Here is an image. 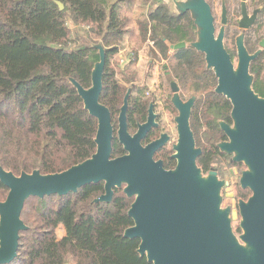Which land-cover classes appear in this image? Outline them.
I'll return each instance as SVG.
<instances>
[{
	"label": "trees",
	"instance_id": "16d2710c",
	"mask_svg": "<svg viewBox=\"0 0 264 264\" xmlns=\"http://www.w3.org/2000/svg\"><path fill=\"white\" fill-rule=\"evenodd\" d=\"M137 2L150 3L149 10L137 18L135 32L140 42H153L150 53L167 60L166 82L175 80L193 90L190 124L196 144L202 148L199 167L206 175L219 164L244 166L219 146L228 140L221 122L233 124V106L216 92L214 70L207 67L205 54L192 45L198 40L199 27L190 10L176 11L168 0H0L1 167L18 176L35 170L59 173L96 152L99 122L86 109L72 79L85 88L92 86L93 70L101 58L100 44L106 55L100 102L110 109L115 128L112 157L126 153L117 134L125 95L131 89L127 115L129 123L134 115L136 120L129 125L137 127L136 121L146 117L149 89L137 83L130 70L140 48L132 45L125 53L130 58L121 79L112 64L129 32L124 10L129 7L131 12ZM261 21L255 29L258 33L264 14ZM70 23L88 28L80 38L84 41L75 47ZM76 27L74 34L79 36ZM180 42L188 46L172 49ZM263 70L264 51L250 67L255 76L253 88L264 96ZM124 186L114 188L109 202L95 201L105 192L104 181L66 195L29 197L21 215L28 229L20 232L18 255L7 264H154L139 253L140 238L124 235L135 224L129 215L135 197H129ZM236 186L238 200L251 195V189L240 182ZM9 190L0 180L1 201ZM60 227L66 231L62 238L57 234ZM241 231V227L236 230Z\"/></svg>",
	"mask_w": 264,
	"mask_h": 264
},
{
	"label": "water",
	"instance_id": "95a60500",
	"mask_svg": "<svg viewBox=\"0 0 264 264\" xmlns=\"http://www.w3.org/2000/svg\"><path fill=\"white\" fill-rule=\"evenodd\" d=\"M60 9L64 5L58 2ZM179 11L190 10L199 27L198 40L192 45L205 54L207 67L218 78L216 92L232 102L234 126L221 122L229 141L219 144L233 159L244 162L248 170L242 173L240 184L253 194L248 201L240 200L243 233L236 236L229 209H222L221 190L228 182L220 180L216 171L205 177L197 160L202 148L196 144L190 117L195 97L183 102L178 94L174 103L179 109L176 118L179 140L175 147L177 167L167 170L154 153L167 138L163 135L147 145L142 140L155 123L153 107L148 121L139 124L136 133L128 128L129 89L118 117V139L126 153L112 157L115 128L110 109L100 102L106 55L103 45L100 61L92 74V86L83 87L72 79L84 100L86 109L97 117V150L85 161L69 169L51 174L39 170L15 175L0 166V180L9 187L6 200H0V264L12 262L18 255L20 232L28 229L21 215L31 196L66 195L81 187L105 182V192L95 201L109 202L114 188L124 186L129 197H135L129 215L135 224L125 230V237L140 238L139 253L154 264H264V97L253 88L251 62L258 53L249 54L243 41L239 45V64L235 67L225 48L223 36L216 35L215 17L206 0L177 3ZM242 2L240 27L247 29L257 20ZM227 23V7L223 3L222 24ZM260 45L264 47V38ZM186 42L173 45L174 49ZM247 245V246H246Z\"/></svg>",
	"mask_w": 264,
	"mask_h": 264
},
{
	"label": "rangeland",
	"instance_id": "374dc122",
	"mask_svg": "<svg viewBox=\"0 0 264 264\" xmlns=\"http://www.w3.org/2000/svg\"><path fill=\"white\" fill-rule=\"evenodd\" d=\"M172 6V9L179 10L177 7V3L183 5L185 1L188 0H168ZM207 1V0H206ZM228 7V17L229 24L222 25L221 24V13H222V0H212V2L207 3L213 10L214 16L216 17V25L218 29V35L223 36V41L225 47L233 54L235 67H238L239 64V45L240 42L243 41L245 45V39H249L250 37L254 40V36H250L248 32L246 33L244 30H241L237 22L241 19V10H240V0H226ZM141 5V6H140ZM150 3L148 4H139L138 2L133 4L131 7V12H129V7L125 8L124 15L128 20V31L124 38V43L120 46V51L113 58L112 66L115 68L118 78H122V70H125L126 64L129 59L125 61V63H121V56L125 53H128V47L132 48L138 47L140 48L138 60L133 64L130 63V70L135 72V77L137 83L145 84L148 87L149 93H155L158 99L156 103V112L160 116V124L163 130L171 135V140L168 144L169 148L175 151V147L179 140V131H178V123L176 121V116L178 115L175 111L164 112L162 109L163 99H167V97H171L170 99L174 100L175 95L178 94L179 98L182 101L186 102L190 101L192 95H194L193 90L190 86H182L178 82L173 83L172 85L166 82V73L169 71L168 65H166L167 60L160 58L158 56H153L150 53L151 44L150 42H140L139 35L136 34L135 29L137 26V18L140 16L141 12H146L149 10ZM140 7V8H139ZM252 7H249V11L252 12ZM70 27L73 29V35L71 36V45L73 47L79 45L84 41V39H80L84 34V30L88 29L85 25L75 26L70 23ZM75 27L78 29L80 34L75 35ZM75 33V34H74ZM133 49H130L132 51ZM264 77V71L263 76ZM159 85L160 88L159 89ZM173 93V94H172ZM163 97H162V96ZM181 95V96H180ZM173 96V97H172ZM174 102V101H173ZM180 113V112H179ZM244 164V163H243ZM248 166L244 164L243 167L237 166H228L226 163L219 164L216 168L217 176L220 180L224 182H228V185L223 186L221 190L222 209H229V214L232 220V227L239 238V240L245 244L240 238L243 230L240 233H237L236 230L241 227L242 216L240 214L239 208V200L236 198V183L240 181L242 173L248 170ZM229 170L231 173H229ZM207 177V175H204ZM63 229V227H60ZM59 230V229H58ZM247 246V245H246Z\"/></svg>",
	"mask_w": 264,
	"mask_h": 264
},
{
	"label": "flooded vegetation",
	"instance_id": "af4514ba",
	"mask_svg": "<svg viewBox=\"0 0 264 264\" xmlns=\"http://www.w3.org/2000/svg\"><path fill=\"white\" fill-rule=\"evenodd\" d=\"M208 3L212 2V0H207ZM225 2L226 4V7H227V2L226 0H222V13H221V24H222V16H223V3ZM242 2L243 0H240V10H241V18H242ZM246 5H247V11L249 13V15H253L254 11L259 9V12L257 14V20L256 22L249 28L247 29H244V28H241L240 27V21L237 22V25L238 27L241 29V30H244L246 33L248 32V34L250 36H254V40L250 37L249 39H245V47L248 51L249 54H255V53H258V56L255 58L257 59L259 57V55L264 51V47H262L260 45V42L261 40L264 38V25H263V28L260 30V32L258 33L255 29L256 27L259 26V24L262 22L261 21V17L263 16L264 14V3H261L259 2V0H256V4L253 3V0H246ZM249 7H252V12L249 11ZM213 12V10H212ZM214 15V13H213ZM215 17V16H214ZM241 20V19H240ZM216 17H215V25H216ZM229 24V17H228V7H227V23L225 25L228 26ZM223 25V24H222ZM218 33V29H217V25H216V35ZM253 42H255L254 46H253ZM151 45H153V42H150ZM175 45V44H174ZM188 46V45H187ZM186 46V47H187ZM172 49L173 48V45L171 46ZM226 48V47H225ZM227 49V48H226ZM227 51L230 53L231 55V59L233 61V54L227 49ZM254 59V60H255ZM253 60V61H254ZM234 63V61H233ZM252 63V62H251ZM235 65V64H234ZM251 67V65H250ZM264 71V70H263ZM263 73V72H262ZM263 76V74H262ZM262 79V82H261V86L264 88V77H261ZM254 80H255V76L253 77V84H254ZM173 83H177V81L173 80L170 82V84L172 85ZM159 89L160 88V85H159ZM256 92V91H255ZM173 94V93H172ZM259 94V93H258ZM260 95V94H259ZM162 96V95H161ZM181 96V95H180ZM262 97H264L263 95H260ZM163 97V96H162ZM173 97V96H172ZM192 97H195L194 95H192ZM191 97V98H192ZM147 98L150 99V103L147 107V110H146V117L144 120H141V121H136V125L137 127L135 126H130L129 124L130 123H133L132 121L136 120L134 115L131 116V118H129L131 120V122L129 123V120H128V115H127V120H128V128H129V131L134 134L137 132L138 128H139V124H143L145 122L148 121V117H149V110H150V107L152 106L153 107V112L154 114L156 115L155 116V123L156 125L152 126L150 128V130L147 132L145 138L142 140V143L143 145H147L157 139H160L162 138L163 135H166L167 138L165 139V142L164 144L158 148L155 153H154V158L155 160H160L163 162V166L167 169V170H173L177 167V164H178V159L174 157L175 153H176V150L174 151V147H173V150L171 148H169L168 144L171 140V135L167 132H165L163 130V128L161 127V124H160V116L159 114L156 112V103L158 101V99L160 100V97L157 98V95L155 93H149V91L147 92ZM171 98V97H170ZM169 97H167V99H163V104H162V109L164 112H171V113H174L175 111L177 112V114L179 115V109L175 106V103L173 102L172 99H170ZM182 99V97H181ZM168 101V102H167ZM183 102L185 103L186 101L183 100ZM193 107V106H192ZM177 115V116H178ZM176 116V117H177ZM191 125V124H190ZM230 125V124H229ZM230 126H234V120H233V124H231ZM131 127V128H130ZM222 127V126H221ZM118 134V133H117ZM228 137V136H227ZM226 141H229V137H228V140ZM234 156V154H233ZM233 156H232V159H233ZM244 163V162H243ZM245 164V163H244ZM252 191V190H251ZM253 192L251 193V195L247 198V199H239L240 200H244V201H248L249 198L252 196ZM239 208H240V205H239ZM240 214H241V209H240ZM242 216V215H241ZM241 230L242 227H241Z\"/></svg>",
	"mask_w": 264,
	"mask_h": 264
},
{
	"label": "crops",
	"instance_id": "0c3cea01",
	"mask_svg": "<svg viewBox=\"0 0 264 264\" xmlns=\"http://www.w3.org/2000/svg\"><path fill=\"white\" fill-rule=\"evenodd\" d=\"M128 49H129V47H128ZM57 234H58V237H59V238H62V237L66 234V231H65L64 228H63V229H60V228H59Z\"/></svg>",
	"mask_w": 264,
	"mask_h": 264
},
{
	"label": "built area",
	"instance_id": "2783aa9c",
	"mask_svg": "<svg viewBox=\"0 0 264 264\" xmlns=\"http://www.w3.org/2000/svg\"><path fill=\"white\" fill-rule=\"evenodd\" d=\"M130 57L127 56V54H124L121 56V63H125L126 60H128ZM127 62V61H126Z\"/></svg>",
	"mask_w": 264,
	"mask_h": 264
}]
</instances>
